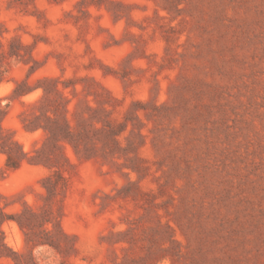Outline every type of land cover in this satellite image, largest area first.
Here are the masks:
<instances>
[{"label": "rangeland", "instance_id": "obj_1", "mask_svg": "<svg viewBox=\"0 0 264 264\" xmlns=\"http://www.w3.org/2000/svg\"><path fill=\"white\" fill-rule=\"evenodd\" d=\"M5 104L0 264H264V0H0Z\"/></svg>", "mask_w": 264, "mask_h": 264}, {"label": "trees", "instance_id": "obj_2", "mask_svg": "<svg viewBox=\"0 0 264 264\" xmlns=\"http://www.w3.org/2000/svg\"><path fill=\"white\" fill-rule=\"evenodd\" d=\"M6 106L7 104L4 106L0 105V119L6 113ZM1 133L2 128L0 126V150L5 153L4 165L7 169H16L20 166L23 159L26 158L27 152L22 149V146L12 136H2ZM58 133L57 130L49 128L50 136L54 137ZM60 133H63V137H67L69 131L66 130L65 132V130H62ZM53 176H55V179L51 182L50 186H47V192L49 194H52L57 189L58 181L63 180V176L58 170L54 172ZM50 178L49 176L48 179ZM0 245H4V243L2 242Z\"/></svg>", "mask_w": 264, "mask_h": 264}]
</instances>
